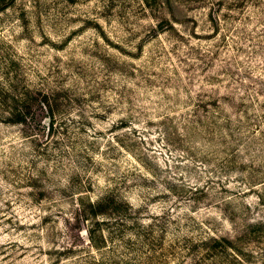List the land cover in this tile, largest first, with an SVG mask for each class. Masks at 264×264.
I'll return each instance as SVG.
<instances>
[{"label":"rangeland","instance_id":"rangeland-1","mask_svg":"<svg viewBox=\"0 0 264 264\" xmlns=\"http://www.w3.org/2000/svg\"><path fill=\"white\" fill-rule=\"evenodd\" d=\"M0 82V264H264V0H0Z\"/></svg>","mask_w":264,"mask_h":264},{"label":"trees","instance_id":"trees-1","mask_svg":"<svg viewBox=\"0 0 264 264\" xmlns=\"http://www.w3.org/2000/svg\"><path fill=\"white\" fill-rule=\"evenodd\" d=\"M3 84L0 82V107H3V110L10 114L4 119H7V121L11 123L19 124H27L30 121H38V117L35 115L43 113L44 117V107H46L48 110L47 113L49 117V128L51 127L54 118V110L49 105V96L47 93L34 91L29 88L22 92L16 93L14 90ZM19 105L24 107L21 106L20 109ZM33 105L36 106L38 110H34L35 107L32 108ZM76 207L79 213L86 214L90 219L97 218L99 215L103 214H131L130 211L132 210V205H130L128 201H126L124 198H120L114 191L110 189L97 199L80 196ZM89 240L90 244L96 249L102 247L106 242V240L103 238H101V240H97V242L92 233L89 235ZM213 240L218 242H222V240L229 242V240L226 238H219L218 240L213 238Z\"/></svg>","mask_w":264,"mask_h":264}]
</instances>
